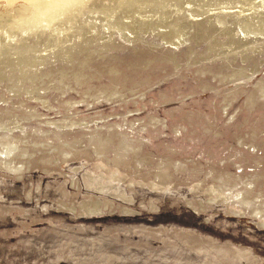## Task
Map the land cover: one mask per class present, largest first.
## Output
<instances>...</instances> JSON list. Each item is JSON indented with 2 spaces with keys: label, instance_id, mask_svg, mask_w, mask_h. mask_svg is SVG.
Listing matches in <instances>:
<instances>
[{
  "label": "rangeland",
  "instance_id": "obj_1",
  "mask_svg": "<svg viewBox=\"0 0 264 264\" xmlns=\"http://www.w3.org/2000/svg\"><path fill=\"white\" fill-rule=\"evenodd\" d=\"M115 4H80L37 67L0 66V264H264V34L213 26L264 22V0L175 3L176 46L104 30Z\"/></svg>",
  "mask_w": 264,
  "mask_h": 264
},
{
  "label": "bare ground",
  "instance_id": "obj_2",
  "mask_svg": "<svg viewBox=\"0 0 264 264\" xmlns=\"http://www.w3.org/2000/svg\"><path fill=\"white\" fill-rule=\"evenodd\" d=\"M114 1L116 4L112 8L108 9L104 7L99 11L108 16L105 20V24H103L104 30L109 31L116 29L122 37L131 41L142 34L157 33L160 34L166 42H170L171 45L174 44L176 46L183 41L184 37L182 38V29H175L174 25H171V22H169V16L174 10L173 5L175 3L179 4L183 1L188 2L194 5L191 8L193 13L202 14L204 11H207L209 7L236 4V2L240 4H251L253 0ZM94 3L95 0H33L34 13H37V16H34L31 21L26 17L28 9L25 7H21L18 12L9 13V11H15V9L11 7V9L2 13L0 15V26L3 29L0 31V35L3 34L5 38H0V54H3L0 66L13 65L25 69L34 68L42 64L46 59L45 56L41 54L43 49L52 47L53 45L63 44L65 41L71 40L72 34H64L62 30L71 28V24L77 20L79 17L78 12L81 8L80 4L89 6ZM136 13L143 15L142 18H140L142 23H139L135 18L134 15ZM40 20H44L45 23L40 25ZM217 22L219 24L215 25V23H213V26L227 35L234 36L241 32L246 35L255 36L264 34L263 20L255 21L253 18L245 15H242L239 19L237 24L238 28L227 26L226 20L222 17L218 19ZM11 37H18L19 40L14 43L15 40L11 41ZM96 38H99L101 43L105 45L103 48H107L108 43L105 42L111 40V35L110 33L107 35L100 34L91 39L94 41ZM238 47V50L236 46L231 49V52L237 53L236 51H239L240 48L242 50L243 47L246 51H248L246 47L250 49V45L247 43L239 45ZM28 50H34L35 56L33 58L27 57V59H23V57L26 56L24 53H27ZM56 54L66 57L70 55V52L63 50L58 51L55 55ZM19 169L20 167L14 166L15 171Z\"/></svg>",
  "mask_w": 264,
  "mask_h": 264
}]
</instances>
